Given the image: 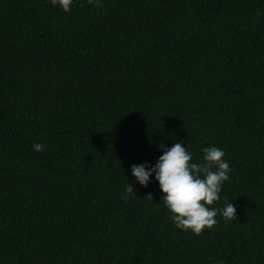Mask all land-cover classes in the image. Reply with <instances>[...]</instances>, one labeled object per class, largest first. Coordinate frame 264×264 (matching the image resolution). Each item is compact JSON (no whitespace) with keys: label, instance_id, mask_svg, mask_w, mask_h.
Segmentation results:
<instances>
[{"label":"trees","instance_id":"1","mask_svg":"<svg viewBox=\"0 0 264 264\" xmlns=\"http://www.w3.org/2000/svg\"><path fill=\"white\" fill-rule=\"evenodd\" d=\"M180 141L225 150L237 219L122 199ZM0 264H264V0H0Z\"/></svg>","mask_w":264,"mask_h":264},{"label":"clouds","instance_id":"2","mask_svg":"<svg viewBox=\"0 0 264 264\" xmlns=\"http://www.w3.org/2000/svg\"><path fill=\"white\" fill-rule=\"evenodd\" d=\"M53 6L63 11H71L74 0H50ZM94 7H102L103 0H88ZM33 150L43 151L45 145L34 143ZM162 154L152 164L145 161L131 165L135 178L129 182L122 194V199L137 196L133 183L143 187L153 178L159 183L161 201L169 210L170 219L177 229L191 231L199 235L206 228L212 229L217 224L216 217L221 215L226 220L237 219L236 205L226 202L222 207L213 206L221 199L223 185L229 180L232 169L225 159V150L217 146L202 149L203 157L199 162L193 160L194 153L188 151L185 141L172 146L159 145ZM152 199L151 194L148 195Z\"/></svg>","mask_w":264,"mask_h":264}]
</instances>
